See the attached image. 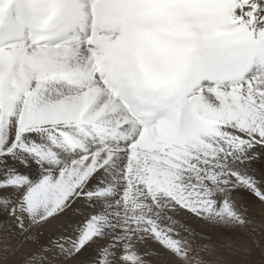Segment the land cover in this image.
<instances>
[{
    "label": "snow or ice",
    "instance_id": "6c2138e0",
    "mask_svg": "<svg viewBox=\"0 0 264 264\" xmlns=\"http://www.w3.org/2000/svg\"><path fill=\"white\" fill-rule=\"evenodd\" d=\"M43 225L26 264H264V0H0V232Z\"/></svg>",
    "mask_w": 264,
    "mask_h": 264
},
{
    "label": "bare ground",
    "instance_id": "6f19581e",
    "mask_svg": "<svg viewBox=\"0 0 264 264\" xmlns=\"http://www.w3.org/2000/svg\"><path fill=\"white\" fill-rule=\"evenodd\" d=\"M257 213L259 214L258 209L255 211V214ZM178 220H180V222L184 224L186 227H190V228L194 224L198 226L202 225L201 223H197V222L193 223V221L186 222L182 217H180ZM33 230L39 231L41 232L42 235H44V237L41 238L40 243L37 241L38 243L31 242L30 244H28L29 242L25 241L17 245L16 237H10L5 239L3 233L0 232V264H26L27 258L33 252H35L40 245L45 244L49 238V235H51L50 225H43ZM182 234L186 235V233L183 232ZM205 235H211L214 240H224L231 237L232 233L229 232L228 230L221 229L219 231L210 230L208 232H205ZM5 247H7L9 251H5ZM140 251L141 253L155 252L159 254V255H145L144 258L149 260V264H160V263L179 264V262L174 257H172L170 253L165 252L158 244L152 241H149L146 246H142ZM236 259H242V257H236Z\"/></svg>",
    "mask_w": 264,
    "mask_h": 264
},
{
    "label": "rangeland",
    "instance_id": "374dc122",
    "mask_svg": "<svg viewBox=\"0 0 264 264\" xmlns=\"http://www.w3.org/2000/svg\"><path fill=\"white\" fill-rule=\"evenodd\" d=\"M258 214V213H257ZM256 214V215H257ZM259 216V217H258ZM257 219L259 220L260 219V215L258 214L257 216ZM176 219H179L180 217L179 216H177V217H175ZM184 221H186V222H189V221H187V220H184ZM193 223H195L194 221H193ZM202 224V223H201ZM192 229H195L197 232H203L204 234H205V232H208V231H210V229H207V228H205L204 226H203V224L201 225V226H198V225H196V224H194L192 227H191ZM33 232H35V233H33ZM32 236H33V238L35 239H32V240H28V244H30L31 242H33V243H40V240H41V238H43L44 237V235H42L41 234V232H39V231H36V230H33L32 231ZM39 235V236H38ZM38 241V242H37ZM160 264H164V263H160Z\"/></svg>",
    "mask_w": 264,
    "mask_h": 264
}]
</instances>
